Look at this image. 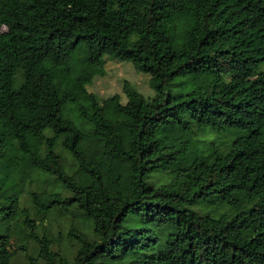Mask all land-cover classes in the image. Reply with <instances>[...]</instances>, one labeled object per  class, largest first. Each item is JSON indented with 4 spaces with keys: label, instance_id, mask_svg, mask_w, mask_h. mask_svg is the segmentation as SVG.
I'll return each instance as SVG.
<instances>
[{
    "label": "trees",
    "instance_id": "16d2710c",
    "mask_svg": "<svg viewBox=\"0 0 264 264\" xmlns=\"http://www.w3.org/2000/svg\"><path fill=\"white\" fill-rule=\"evenodd\" d=\"M101 52L150 74L154 96L125 84L126 102L95 108ZM86 103L98 116L84 132ZM115 152L134 189L113 200ZM35 174L58 183L31 193L42 215L80 218L71 260L30 231L46 264H264V0H0V264H15Z\"/></svg>",
    "mask_w": 264,
    "mask_h": 264
},
{
    "label": "rangeland",
    "instance_id": "374dc122",
    "mask_svg": "<svg viewBox=\"0 0 264 264\" xmlns=\"http://www.w3.org/2000/svg\"><path fill=\"white\" fill-rule=\"evenodd\" d=\"M172 31L166 33V37H170ZM100 58L103 62L104 74L96 75L92 82L87 85L88 91L92 92L95 97V108L100 107L102 100L114 94L120 95L121 101H127V94L124 89L125 84L140 92L144 97L151 98L155 91L150 85V74L138 71L133 64L128 60H119L111 57L105 52L100 53ZM45 61L51 62L53 58L50 55L45 56ZM44 71L43 66H38L34 76L33 82H37ZM85 103V101H84ZM87 115L77 118L76 123L80 129L87 132L93 123V119L98 116V112L90 109L88 103L85 104ZM114 124L122 131L123 144H129V137L127 131L133 127L131 121L127 118H120ZM59 149V148H58ZM65 156V165L70 171L74 162L73 156L67 150H62ZM115 161L113 164L107 166L109 178L107 179V186L113 200L118 198H125L130 195L134 189V181L131 177L130 165L119 152H115ZM113 177H112V176ZM114 179V182H113ZM168 179L167 174L153 173L147 180L155 185ZM58 187V183L53 176H38L33 175L25 183V189L20 199V216L12 222V236L10 240V249L15 250L14 263L15 264H46L45 259L38 253V244L33 236L29 235L30 231L35 228L38 230L39 236L46 235L50 237L52 251H58L64 255H68L72 259L77 243L68 236V231L72 227L80 224L79 216L71 213L54 212L48 216L35 208L31 200L32 192L51 191ZM63 194H69V191L62 190ZM195 207V205H193ZM24 218H29L27 224L24 223ZM33 225V227L30 226ZM29 256L33 257V263Z\"/></svg>",
    "mask_w": 264,
    "mask_h": 264
}]
</instances>
